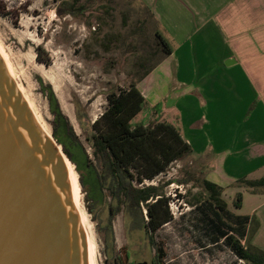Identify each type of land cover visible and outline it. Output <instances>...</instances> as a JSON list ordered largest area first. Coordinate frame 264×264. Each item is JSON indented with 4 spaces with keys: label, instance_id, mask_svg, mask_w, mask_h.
<instances>
[{
    "label": "rangeland",
    "instance_id": "rangeland-1",
    "mask_svg": "<svg viewBox=\"0 0 264 264\" xmlns=\"http://www.w3.org/2000/svg\"><path fill=\"white\" fill-rule=\"evenodd\" d=\"M63 1L72 2L0 0V52L39 124L52 137L56 128L77 161L80 172L67 158L77 176L78 204L92 242L94 263L152 264L157 247H162V264H250L232 252L223 235L227 228L219 226L209 212L211 194L201 186L204 179L211 181L206 172L208 159L192 153L173 161L149 183L169 196L172 214V219L154 233L155 245L123 207L111 218L110 236L107 227L115 208L109 192L97 181L101 164L90 144L91 124L108 107L111 91L125 89L131 82L139 87L143 82L147 75L137 80L143 74L138 62L141 55L149 56L144 65L165 56L155 34L158 26L139 0H78L74 6L83 9L78 16L66 14ZM156 50V55L151 54ZM50 90L64 122H58L52 111ZM141 93L145 98L144 86ZM154 99L157 101L150 103L145 98L132 126L176 120L174 114L162 112L165 96L158 94ZM206 110L202 111L204 116ZM207 132L209 126L204 133L208 140ZM241 183L230 187L215 183L222 188L223 219L235 227L245 216L240 210V189H258ZM239 193L237 208L234 203ZM145 212L143 207L146 220ZM237 231L239 238L241 231ZM239 239L245 245L244 239Z\"/></svg>",
    "mask_w": 264,
    "mask_h": 264
},
{
    "label": "crops",
    "instance_id": "crops-1",
    "mask_svg": "<svg viewBox=\"0 0 264 264\" xmlns=\"http://www.w3.org/2000/svg\"><path fill=\"white\" fill-rule=\"evenodd\" d=\"M139 1L172 50L139 90L150 103L167 98L162 112L176 116L168 122L191 153L208 159L209 180L264 179V0ZM240 190V210L258 223L251 243L264 251V189Z\"/></svg>",
    "mask_w": 264,
    "mask_h": 264
},
{
    "label": "trees",
    "instance_id": "trees-1",
    "mask_svg": "<svg viewBox=\"0 0 264 264\" xmlns=\"http://www.w3.org/2000/svg\"><path fill=\"white\" fill-rule=\"evenodd\" d=\"M76 1L78 0H72L70 3L63 1L66 14L78 16L82 13V7L74 6ZM150 15L152 16L151 13ZM155 34L158 38L160 53L164 56L169 55L172 52L169 43L159 31ZM157 53L156 50L151 54ZM148 57L141 55L138 58L139 65L143 69V74L137 79L138 81L161 61L159 59L153 64L144 65L149 61ZM49 100L58 122H64V117L51 90ZM107 101L106 110L91 124L90 135L94 156L101 164L97 181L102 189L109 192L112 199L111 207L115 208L107 230L111 236V218L123 207L131 221L145 231L149 243L155 245L154 233L172 219V214L169 208V196L159 193L157 186L149 183L164 172L173 161L191 153L192 149L179 130L169 122L156 121L131 125V121L142 111L145 103V98L136 82H131L127 88L119 89L117 92L111 91ZM53 137L80 172L76 159L61 141L56 128H54ZM79 180L84 187L82 177ZM240 182L252 188L264 189V179H242ZM201 186L211 194L212 199L207 206L209 212L219 226L227 228L223 235L232 252L239 259L250 264H264V251L251 243L258 227L255 217L249 215L241 217L238 227L228 224L222 215L226 212L225 204L220 199L222 188L207 179L202 181ZM240 202L241 194L239 193L234 203L235 207L238 208ZM143 207L146 211V220ZM238 229L241 231L239 238L244 239L245 245H242L241 239L235 236L239 233ZM157 252L152 264H162L161 260L165 256L162 247H157Z\"/></svg>",
    "mask_w": 264,
    "mask_h": 264
},
{
    "label": "water",
    "instance_id": "water-1",
    "mask_svg": "<svg viewBox=\"0 0 264 264\" xmlns=\"http://www.w3.org/2000/svg\"><path fill=\"white\" fill-rule=\"evenodd\" d=\"M66 159L0 54V264H90Z\"/></svg>",
    "mask_w": 264,
    "mask_h": 264
},
{
    "label": "bare ground",
    "instance_id": "bare-ground-1",
    "mask_svg": "<svg viewBox=\"0 0 264 264\" xmlns=\"http://www.w3.org/2000/svg\"><path fill=\"white\" fill-rule=\"evenodd\" d=\"M0 54L3 57V55H2L1 52H0ZM3 59H4V57H3ZM7 68H8V66H7ZM8 71H9V69H8ZM66 163H67L68 168H69V179H70L71 184H72V191H73L74 203L76 204V207L78 208V210L80 212V216H81L82 223H83V225H84V227L86 229V232H87L90 264H96V263H94V261L96 259L93 261V246H92V242H91V239H90V235L88 234V231H87V227L85 225V218H84V215H83L82 211L80 210V206L78 204V202H79V187H78V182H77V176H76L73 168L70 166V163H69V161L67 159H66Z\"/></svg>",
    "mask_w": 264,
    "mask_h": 264
}]
</instances>
